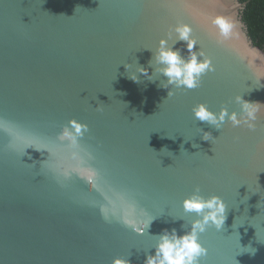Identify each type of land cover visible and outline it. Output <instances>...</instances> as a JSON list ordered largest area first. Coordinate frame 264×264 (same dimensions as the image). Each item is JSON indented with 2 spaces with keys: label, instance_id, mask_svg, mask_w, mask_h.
<instances>
[{
  "label": "water",
  "instance_id": "1",
  "mask_svg": "<svg viewBox=\"0 0 264 264\" xmlns=\"http://www.w3.org/2000/svg\"><path fill=\"white\" fill-rule=\"evenodd\" d=\"M246 3L0 0V264H111L117 255L144 264L159 233H183L198 218L183 209L197 188L226 203L222 228L199 236L208 249L201 264H264V108L253 130L227 118L217 129L192 112L205 102L239 113L238 94L264 105V50L242 19ZM196 10L234 16L241 34L218 43ZM178 22L192 25L194 50L215 65L194 89L162 87L153 55L165 36L187 58L186 42L167 36ZM137 66L148 75L133 81ZM72 118L88 125L80 144L92 153L94 185L63 177L39 149L65 156L56 136ZM118 195L140 219L153 217L143 234L120 221Z\"/></svg>",
  "mask_w": 264,
  "mask_h": 264
},
{
  "label": "clouds",
  "instance_id": "2",
  "mask_svg": "<svg viewBox=\"0 0 264 264\" xmlns=\"http://www.w3.org/2000/svg\"><path fill=\"white\" fill-rule=\"evenodd\" d=\"M180 2L184 4L188 3L189 0H180ZM189 13L192 16H199L205 26L215 29L213 34L220 44H227L241 34L239 23L234 16L222 13L212 15L199 10ZM192 32L191 24L178 22L167 33L168 37L175 33L179 40L186 42L188 52L186 59L180 54L179 49L169 45L165 36L159 39L158 47L153 55L156 63L163 65L159 71L167 77V82L162 84V87L167 88L168 85H174L177 89H194L200 85L201 78L205 73L215 70L211 57L203 48H199V51L194 50L197 39L192 35ZM125 67L129 68L131 65L125 64ZM253 71L255 70L253 69ZM137 73L147 76L148 69L137 66L136 72L130 73L129 78L138 81ZM173 95L174 92L170 89L168 97ZM235 100L240 104L241 110L239 113L235 110L229 112L227 107H221L219 113H216L205 102L196 103L192 108V112L197 120L206 121L217 129L224 125L226 118L234 127L246 126L250 130L255 129L258 113L264 108V105L244 100L240 94L235 96ZM87 131V123L75 118L69 119L68 123L56 136V141L62 145L66 155L58 157V153L48 146L39 149L48 151L49 157L55 161L50 166L63 177L69 178L73 173H76L86 177L94 185L98 173L94 168L87 166L85 159V157L92 159V153L84 150L80 144V139ZM200 131L203 133L202 138L204 140L213 138L210 132L203 131V129H200ZM48 162L49 158L43 161L41 165L48 164ZM117 199L120 201V221L130 226L138 234H143L149 227L153 217L140 219L134 201L126 199L123 195H118ZM108 202L109 204H115V201L111 199ZM183 209L185 212H195L197 214L198 218L192 221L191 228L183 233H177L175 229L170 232L165 229L159 233L155 250L153 253L146 254L144 264H201V258L207 256L208 249L200 242L199 236L209 226L215 227L216 230L222 228L226 219V203L221 196L216 194L205 198L197 188L190 196L184 198ZM101 212L107 220L109 209L101 205ZM112 214L116 215L115 208L112 209ZM246 250L255 251L251 248ZM111 264H130V261L124 256L117 255L112 258Z\"/></svg>",
  "mask_w": 264,
  "mask_h": 264
},
{
  "label": "trees",
  "instance_id": "3",
  "mask_svg": "<svg viewBox=\"0 0 264 264\" xmlns=\"http://www.w3.org/2000/svg\"><path fill=\"white\" fill-rule=\"evenodd\" d=\"M239 1L247 2L241 15L250 38L264 50V0Z\"/></svg>",
  "mask_w": 264,
  "mask_h": 264
}]
</instances>
